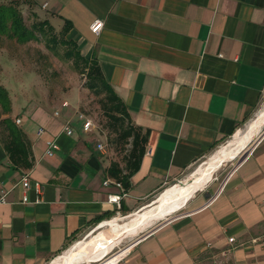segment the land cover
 <instances>
[{"label": "crops", "instance_id": "0c3cea01", "mask_svg": "<svg viewBox=\"0 0 264 264\" xmlns=\"http://www.w3.org/2000/svg\"><path fill=\"white\" fill-rule=\"evenodd\" d=\"M31 1L53 25L71 22L81 52L99 60L133 122L149 136L119 204L109 197L121 188L104 183L114 178L117 157L98 148L106 141L96 128H84L78 102H33L17 114L13 107L35 162L16 166L0 140V179L8 190L0 203V264H43L91 226L130 220L235 134L264 99V0ZM97 18L104 21L100 33L91 29ZM67 122L72 134L64 131ZM263 135L221 189L194 193L101 264L122 255L117 264H264ZM50 139L60 144L53 155L46 153ZM25 170L28 188L19 182Z\"/></svg>", "mask_w": 264, "mask_h": 264}, {"label": "rangeland", "instance_id": "374dc122", "mask_svg": "<svg viewBox=\"0 0 264 264\" xmlns=\"http://www.w3.org/2000/svg\"><path fill=\"white\" fill-rule=\"evenodd\" d=\"M24 15L28 25L40 19L39 17H35L29 8L24 9ZM56 24L57 25H54V28L47 33V36L40 35L39 39L30 40L25 43L19 42L16 39L0 36V79L10 90L15 113H20L22 108H26V106H29L33 102L46 103L54 107L57 103L68 97L78 102L80 109L87 111L88 115L92 117L96 129L108 143V148H110L115 156L123 162L125 161V155L131 145L127 144L124 149L123 146L114 141L113 138H115L116 133L111 131V128L107 124V119L100 108L99 97L85 86V73L82 72L80 67L76 66L73 58L67 55V51L73 47V44L65 43L63 40H76L72 38L70 32L65 33L63 31V26H58V23ZM52 37H56L57 41L54 42L50 40ZM78 48H80V45ZM263 109L264 99L263 104L241 124L235 134L219 142L209 153L189 167L178 180L172 181L163 187L152 196L150 199L151 202L148 204L149 206L139 212L157 204L173 187L193 183L201 171L214 159L216 154L222 151V149L229 148L237 137L247 133L251 123L257 119L259 113ZM2 117L3 113L0 107V120ZM257 133L250 143L242 151L238 152L237 155L220 161L217 169L214 171L213 177L199 188L194 195H199L204 192H213L217 189L239 159L242 158L246 151L264 134V124ZM186 208L187 205L175 213L182 212ZM164 219V217L160 218L143 230L139 229L136 233L125 235L120 243L107 254L95 258L92 257L93 255L78 258L69 264H101L106 256V258L110 256L113 257L122 252ZM124 221L127 222L128 220ZM124 221H119L115 218L109 220L107 222L108 225L103 227H99L98 224L91 226L84 233L74 238L59 254L49 258L43 264H66L64 260L68 255H77L78 257L80 255L84 256L87 250L92 251L98 248L102 244L103 238L112 231L120 228L126 223ZM89 241L93 244L87 248L83 244ZM58 256L62 257L63 261H55Z\"/></svg>", "mask_w": 264, "mask_h": 264}, {"label": "trees", "instance_id": "16d2710c", "mask_svg": "<svg viewBox=\"0 0 264 264\" xmlns=\"http://www.w3.org/2000/svg\"><path fill=\"white\" fill-rule=\"evenodd\" d=\"M28 5L35 17L39 15L32 9L31 0H0V36L16 39L25 43L30 40L39 39L40 35L47 36L54 25L47 18L35 20L28 25L24 15V9ZM72 24L65 21L63 31L69 32ZM50 40L56 42V37ZM72 43L73 47L67 51V55L73 58L77 67H80L86 75L85 86L99 97L100 108L107 119L111 131L116 133L114 141L126 148L130 144L125 155V161H113L110 166V174L122 182L125 188H129L131 176L140 166L141 159L146 152L149 130L143 131L142 127L136 125L129 113L124 99L117 93L115 88L107 79L99 60L95 56H88L81 52L79 44L74 40H63ZM1 78V76H0ZM0 107L3 117L0 120V140L7 151L11 161L18 167L31 168L35 158L32 142L26 131L15 122L12 115L13 103L10 90L0 79ZM86 114L87 111L81 109Z\"/></svg>", "mask_w": 264, "mask_h": 264}, {"label": "bare ground", "instance_id": "6f19581e", "mask_svg": "<svg viewBox=\"0 0 264 264\" xmlns=\"http://www.w3.org/2000/svg\"><path fill=\"white\" fill-rule=\"evenodd\" d=\"M264 124V109L259 113L257 119H255L247 131V133L243 134L236 138L233 144L229 148L222 149L214 159L210 162V164L205 167L196 180L193 183H189L186 185H180L173 187L167 194H165L162 199L155 205L136 213L130 220L124 223L120 228L115 231H112L110 234L106 235L103 238L102 244L92 250H87L84 256H71L68 255L65 257V263L69 264L75 259L84 258L87 256L99 257L104 254L109 253L113 248L120 243L121 239L127 234H133L139 231V229L143 230L145 227L152 225L154 222L162 218L164 215L170 213L174 209L181 206L185 201L190 198L196 190L202 187L209 179L214 175V171L217 169L220 161L223 159L231 158L237 155L238 152L242 151L245 146L253 139L254 135L261 129V126ZM258 134V133H257ZM94 240V239H93ZM99 241V240H98ZM97 242V241H96ZM93 244L91 241L83 244L85 247L89 248L90 245ZM62 257L58 256L55 260L60 262ZM54 261V262H55ZM63 261V260H62Z\"/></svg>", "mask_w": 264, "mask_h": 264}, {"label": "built area", "instance_id": "2783aa9c", "mask_svg": "<svg viewBox=\"0 0 264 264\" xmlns=\"http://www.w3.org/2000/svg\"><path fill=\"white\" fill-rule=\"evenodd\" d=\"M45 5H46V4H44V6H45ZM103 26H104V21H103L102 19H100V18H97V19L92 23V25H91V29H92V31L95 32V33H100V31L102 30ZM69 104H70V102H69L68 100H65V101L62 102V105H63V106H69ZM59 113H60L59 110H56V111H55V114L58 115ZM79 116H80L82 119H84V124H83V126H84V128H85L86 130H90V129L96 128V127H95V124H94V121H93V119H92V117H91L90 115H88V114H86L85 112H83L82 110H80V111H79ZM15 122H16L17 124H20V122H21V117H17V118L15 119ZM64 131H65L66 133H68V134H72V133H73V127H72V125H71L70 122L65 123V125H64ZM42 132H44V128H43V127H41V128L39 129V133H42ZM263 136H264V135H263ZM97 146H98V148H99L100 150H106V149L108 148V143H107V142H99ZM59 148H60V144L58 143V141L55 140V139H50V140H48V142H47L46 153L49 154V155H53V154L55 153V151L58 150ZM249 149H250V148H249ZM235 168H236V165L232 168V170L228 173V175H227L226 177H228V176L234 171ZM225 179H226V178H225ZM225 179H224L223 182L220 184V186H219L218 189H221V188H222L223 183L225 182ZM111 181H114V182H115V183L121 188L122 192H121V193H117V194H110L109 199H110L111 201H114V202H117V203L120 204L122 197L125 196V195L127 194L126 188H125V186L123 185L122 182L116 180L115 178H113V179H112V178H107V179L104 181V183L107 185V184H109ZM19 182L23 183L24 186H26V188H28V187L30 186V170H25V171H23V173H22V175H21V177H20ZM38 188H39V185H38ZM0 191H1V195H0V203H1V202H5V201H6V196H7L8 190H6V189L4 188L3 181H2L1 179H0ZM217 193H218V192H217ZM229 240H230V242L234 243V242H235V237H230ZM229 252H230V249H226V250H223V251H222V254H223V255H227ZM122 256H123V255H122ZM122 256L119 257V258L117 259L116 263H114V264H117V263L121 260Z\"/></svg>", "mask_w": 264, "mask_h": 264}, {"label": "water", "instance_id": "95a60500", "mask_svg": "<svg viewBox=\"0 0 264 264\" xmlns=\"http://www.w3.org/2000/svg\"><path fill=\"white\" fill-rule=\"evenodd\" d=\"M247 154H248V152H246V153L243 155V157L239 159V162H241Z\"/></svg>", "mask_w": 264, "mask_h": 264}]
</instances>
